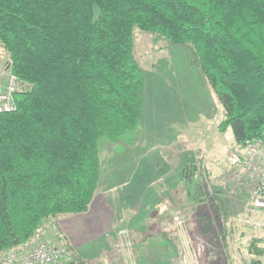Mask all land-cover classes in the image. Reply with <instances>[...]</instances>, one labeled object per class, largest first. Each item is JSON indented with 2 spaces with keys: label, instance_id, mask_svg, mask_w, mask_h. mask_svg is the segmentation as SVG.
Listing matches in <instances>:
<instances>
[{
  "label": "trees",
  "instance_id": "trees-1",
  "mask_svg": "<svg viewBox=\"0 0 264 264\" xmlns=\"http://www.w3.org/2000/svg\"><path fill=\"white\" fill-rule=\"evenodd\" d=\"M136 30L192 51L224 107L218 129L232 128L235 148L264 140V0H0L2 67L19 80L16 109L0 113V251L45 221L60 226L61 216L90 210L102 146L143 119ZM196 163L186 154L179 185L195 212L210 200L214 220L205 213L202 228L215 233L221 206L203 191ZM262 243L251 240L249 264H264Z\"/></svg>",
  "mask_w": 264,
  "mask_h": 264
},
{
  "label": "rangeland",
  "instance_id": "rangeland-1",
  "mask_svg": "<svg viewBox=\"0 0 264 264\" xmlns=\"http://www.w3.org/2000/svg\"><path fill=\"white\" fill-rule=\"evenodd\" d=\"M135 49L146 75L143 119L120 142L102 146V176L90 210L61 216L60 226L51 220L49 236L63 232L73 259L79 256L89 264H249L248 244L259 238L236 220L248 194L224 181L236 143L231 127L225 133L218 129L225 111L214 88L187 47L136 30ZM0 70L2 82L8 81L9 74ZM189 152L196 155L200 176L205 161L207 178L201 176V186L221 206L225 235L216 254L197 252L201 240L216 235L202 228L205 213L213 214L210 200L204 214L164 216L176 213L172 204L186 207L179 184ZM174 220L182 226L178 234Z\"/></svg>",
  "mask_w": 264,
  "mask_h": 264
},
{
  "label": "built area",
  "instance_id": "built-area-1",
  "mask_svg": "<svg viewBox=\"0 0 264 264\" xmlns=\"http://www.w3.org/2000/svg\"><path fill=\"white\" fill-rule=\"evenodd\" d=\"M19 89V80L9 75L8 84L0 86V113L16 109L14 94ZM229 166L224 181L248 194V204L244 212L236 218L244 227L250 229L259 239L264 240V140L254 139L240 148L231 150L228 156ZM201 173L206 179L205 161L201 163ZM218 203V201H216ZM214 220L213 214L209 213ZM53 221H45L26 243L7 251H0V264H62L72 257L63 232L57 237L49 236ZM225 223H223L224 227ZM222 226V220H221ZM216 235H210L198 245V255L209 249L216 254L221 248L223 230L215 223ZM219 228V230L216 228ZM218 239V241H217ZM210 258H212L210 256ZM201 260V258H199ZM200 264V262H196ZM225 264H227L225 262Z\"/></svg>",
  "mask_w": 264,
  "mask_h": 264
},
{
  "label": "crops",
  "instance_id": "crops-1",
  "mask_svg": "<svg viewBox=\"0 0 264 264\" xmlns=\"http://www.w3.org/2000/svg\"><path fill=\"white\" fill-rule=\"evenodd\" d=\"M7 56L2 52V50H1V48H0V67H2V65H4V62H5V60H7ZM0 72H1V70H0ZM7 79L5 78V79H3V82H2V80H1V78H0V84L2 85V84H7ZM183 169V168H182ZM159 176V175H158ZM168 180V179H167ZM180 183H181V181H180ZM179 191H180V189H179ZM248 196V195H247ZM168 206H169V204H168ZM171 206H173V208H175V209H177V211H176V213H174V214H170V213H167V214H165L164 216H166L167 217V219H168V217H170V216H173L174 218L175 217H183L184 219L187 217V216H189L190 214H191V212H193V213H195V211L193 210V209H191V208H186L187 207V205H186V207H184L185 206V204L183 203V205H175V204H172ZM190 210V211H189ZM159 215H161V214H159ZM65 218V217H64ZM167 219L166 220H164V221H167ZM62 220H63V218H62ZM65 220V219H64ZM174 222L176 223V227H174L173 226V228H175L176 229V231H175V234H178L179 232H180V230H181V228H182V226L181 227H179V225H177V222L174 220ZM65 224V227H66V223H64ZM64 224H63V227H64ZM179 224V223H178ZM64 227V228H65ZM248 229V228H247ZM250 230V229H249ZM66 231L68 232V230H67V228H66ZM251 231V230H250ZM232 232V228H230L229 229V233H231ZM68 234H69V232H68ZM70 235V234H69ZM252 239H254V238H252ZM251 239V240H252ZM72 241V240H71ZM251 242V241H250ZM250 242H249V244H248V246L250 245ZM72 244L74 245V242L72 241ZM249 250V249H248ZM175 260V259H174ZM173 260V261H174ZM175 263V262H174Z\"/></svg>",
  "mask_w": 264,
  "mask_h": 264
}]
</instances>
